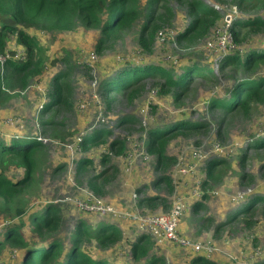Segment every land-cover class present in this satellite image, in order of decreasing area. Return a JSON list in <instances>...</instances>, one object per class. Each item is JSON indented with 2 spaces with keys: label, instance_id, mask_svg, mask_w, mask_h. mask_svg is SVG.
<instances>
[{
  "label": "rangeland",
  "instance_id": "obj_1",
  "mask_svg": "<svg viewBox=\"0 0 264 264\" xmlns=\"http://www.w3.org/2000/svg\"><path fill=\"white\" fill-rule=\"evenodd\" d=\"M146 1L141 0L143 3ZM206 1L216 7L222 16L218 25L226 15L236 19L264 16V0H250L243 7L233 0ZM170 3L176 15L170 26L162 29L164 37L157 35L152 52L144 51L138 44L136 25L125 30L102 53L94 48L97 32L93 29L78 27L73 31L40 33L37 39L45 45L46 69L43 75L32 79L25 89L7 90L8 95L1 96L0 136L1 139L34 135L42 138L45 151L40 159L33 190L27 196L32 208L29 210L42 207L43 201L59 204L64 214L61 228L63 233L72 229L79 219L85 220L92 227L94 221L111 220L98 213L79 210L67 200L68 197L81 196L82 189H91L89 180L92 176L106 170V175L110 178L103 187L104 193L95 192L101 197L102 203L119 208L129 205L132 210H141L143 213H168L175 206L184 203L185 210L180 215L179 222L181 232L194 239H211L223 251L240 256L239 263L229 260V256L223 252L214 255L212 259L224 264H255L264 260L262 206L258 204L255 209L244 212L232 222H228L227 217L245 206L253 195L264 196V148L249 145L264 138V103L255 104L249 115L237 113L227 116L222 127L218 126L216 121L221 117V111L216 109L214 113L210 112L209 102L225 96L230 80L222 78L220 74V53L207 46L208 41L213 38L215 28L193 45L179 47L173 40L174 30L183 24L187 25L188 16L176 0H171ZM13 43L14 40H11L10 49H21L14 48ZM248 45L264 48V34L249 37L242 44L241 50L245 51ZM92 53L96 56L94 60L91 58ZM179 60L181 64L195 61L199 65L210 67L214 75L219 77L212 81L196 77L192 89L179 101H175L172 95H160L158 90L154 92V89H158L156 85L159 79L148 77L143 81L142 91L134 98L129 99L119 94L115 102L105 105V98L100 92L101 84L124 67V64L162 66L177 74L181 71L180 66L175 67ZM67 67L71 71L69 81L73 107L62 109L53 117L56 125L43 126L40 121L47 120L48 115L42 116L41 108L48 101L53 77ZM262 75L264 63L258 71V76ZM94 79H97L96 84L93 83ZM82 104L86 106L82 107ZM100 113L104 120L99 118ZM127 116L132 119L122 125L117 124V119ZM8 117H21L23 120L8 125L4 122ZM180 119L201 122L206 126L171 140L167 154L174 158V163L165 170L156 168V156L147 149V131L155 126L173 124ZM97 128L112 132L107 144L95 146L91 139L86 144L87 150L84 147L82 149L80 143L83 138L93 134ZM62 136L66 137L65 142L62 141ZM112 138L125 140L123 153L110 150L108 143ZM69 143H73L71 148L67 147ZM245 152L247 159L241 163L240 156ZM198 153L203 155V159L191 171ZM106 154L108 160L103 162L102 157ZM86 157H91L93 164L83 171H77V162ZM211 158L221 161L215 169V174L218 175L215 180L206 175L207 162ZM163 173L170 178L171 189L166 183L154 185ZM21 175V171H16L13 176ZM204 192L211 198L206 202L209 209L195 215L190 210L191 205L195 199H201ZM148 195H160L166 201L154 206L140 205L139 200ZM202 214H208L211 221L201 219ZM120 222H124L126 228ZM223 222L224 227L217 230L216 227ZM129 224L131 223L128 221L117 220L113 225L123 227L125 236L129 235L135 240L142 233L136 226ZM124 244L116 247V256L123 258V263H128L132 260L131 252ZM95 246L96 244L92 246L94 253L95 250L100 251ZM122 252L128 254L123 256ZM155 253L164 255L166 264H185L194 256L169 242L159 247L153 241L150 255Z\"/></svg>",
  "mask_w": 264,
  "mask_h": 264
},
{
  "label": "trees",
  "instance_id": "obj_2",
  "mask_svg": "<svg viewBox=\"0 0 264 264\" xmlns=\"http://www.w3.org/2000/svg\"><path fill=\"white\" fill-rule=\"evenodd\" d=\"M170 1L147 0L143 3L141 0H0V55L9 50L13 51H10L12 56L4 63L0 61V100L2 95H8L7 90L25 89L32 79L43 75L47 57L45 45L37 39L40 33L73 31L78 27L93 29L97 32L94 48L102 53L125 30L136 25L138 44L144 51L152 52L157 35L166 26H170L176 15ZM176 1L186 10L189 21L187 25L183 24L174 30L173 40L179 47L193 45L205 38L222 20L220 12L206 0ZM233 1L241 7L250 2ZM231 30L237 47L233 51L221 53L219 57L220 74L222 78L230 80V83L225 96L209 102L210 112L214 113L216 109L221 111V117L216 121L219 127H222L227 116L237 113L249 115L255 104L264 103V75L258 76L260 66L264 63V48L248 45L245 51L241 50L242 44L249 37L264 34V16L232 18ZM11 40H14V48H22V57L14 56L15 50L10 49ZM128 65L129 63L124 64V67L102 82L100 92L105 98V105L115 102L119 94L129 99L134 98L142 91L143 81L148 77L158 78V93L172 95L175 101L182 99L192 89L196 77L201 76L210 81L219 77L214 75L212 68L199 65L195 61H186L183 64L180 60L177 61L175 67L180 66L181 70L177 74L162 66H142L135 63ZM70 72L67 67L53 77L48 101L41 108L42 116L48 115L47 120L40 121L43 126L56 125L53 117L62 109L73 107ZM130 119V116L121 117L117 119V124L122 125ZM204 126L206 125L201 122L180 119L173 124L155 126L147 131V149L156 156V168L165 170L174 163V158L167 154L171 140L187 135L191 130L199 131ZM111 135L109 129L97 128L93 134L83 138L81 148L87 150L86 144L91 139L95 146L106 145ZM1 137L0 264H166L164 255H150L153 241L145 233L136 235L137 238L132 240L129 235L125 236L123 230L107 221H94L92 227L81 219L72 229L63 233L61 228L64 214L59 204L43 201L42 207L29 210L27 196L33 190L45 145L29 137ZM61 139L66 141V137L62 136ZM254 142L249 145L264 148V138ZM124 143L125 140L112 138L108 145L111 151L121 154L125 149ZM102 159L106 162L108 154L103 155ZM246 159L247 152L240 156V162ZM77 163V171L80 172L93 164V161L91 157H86ZM207 163V178L217 179L215 169L221 161L211 158ZM16 171H21L22 175L14 177ZM109 178L106 170L94 174L89 180V186L94 192L103 194V187ZM162 183L172 188L171 180L165 173L154 185ZM205 183L206 181L203 182ZM253 196L245 206L228 215V222L255 209L258 204L264 210V196ZM210 199L204 192L201 199L194 200L191 212L197 215L208 210L206 202ZM164 201L166 199L163 196L148 195L141 198L139 204L154 206ZM201 219L211 221L208 214H202ZM224 225L223 222L216 229ZM91 243L92 246L96 244L95 248L100 251L95 250L94 253ZM119 244L127 245L131 252V262L123 263V258L116 256V247ZM122 253L123 256L128 254ZM190 264L224 263L203 254H195ZM255 264H264V260Z\"/></svg>",
  "mask_w": 264,
  "mask_h": 264
},
{
  "label": "built area",
  "instance_id": "obj_3",
  "mask_svg": "<svg viewBox=\"0 0 264 264\" xmlns=\"http://www.w3.org/2000/svg\"><path fill=\"white\" fill-rule=\"evenodd\" d=\"M231 23L232 17L230 15H226L224 21L220 25L215 27V29L213 30V38H211L207 43L209 49L217 51L220 54H224L237 47L232 34ZM159 35L163 36V31H160ZM22 53V50H17L14 56L21 57ZM11 56L12 54L10 53V51H7L6 54L0 55L1 63H4V61ZM95 57V54L92 53V60H94ZM93 83L96 84L97 79H94ZM156 91L157 89H154V92ZM85 106V104H82V107ZM99 118L104 120V117H102L101 113L99 114ZM18 120L21 121V117H8L5 122L9 125H12ZM23 126L25 127V124H23ZM36 139H38L39 141L42 140L41 137L37 136ZM79 140L80 138H78V141ZM74 143H77V141H75ZM72 144L73 143H69L67 147L71 148ZM196 159L197 160L193 163V167H191V171H193L197 167L198 163L201 162V160L203 159V155H201L200 153L196 154ZM196 194H198L197 191ZM67 200L71 201L79 210H84L89 213H98L102 216L130 222L137 227L139 232L149 235L156 243V246H161L162 244L169 242L177 247L191 250L192 252L197 254H203L209 258L214 256L215 254L223 252L227 254L234 263L240 262L239 255L237 256L223 251V249L217 247L211 241V239H194L180 231L179 220L180 215L185 210L184 203H180L179 206H175L168 213H143L139 210L134 211L126 207L119 208L114 205H108L106 203L104 204L101 201V197L91 189H82L81 196L74 198L68 197Z\"/></svg>",
  "mask_w": 264,
  "mask_h": 264
},
{
  "label": "crops",
  "instance_id": "obj_4",
  "mask_svg": "<svg viewBox=\"0 0 264 264\" xmlns=\"http://www.w3.org/2000/svg\"><path fill=\"white\" fill-rule=\"evenodd\" d=\"M131 205H133V203L131 204ZM134 206V205H133ZM136 206H137V204H136ZM126 208H128V209H131L130 207H129V205H127V206H125ZM106 221V220H105ZM118 221H123V220H118ZM108 222V221H107ZM109 223H116V221H112V220H110L109 221ZM121 223V226H124V228H126L125 227V223L124 222H120ZM124 223V224H123ZM129 225H132V224H129ZM123 228V227H122ZM122 228H120L121 230H122ZM183 233V232H182ZM185 234V233H184ZM187 235V234H186ZM190 237H192V236H190ZM193 238V237H192ZM173 245V244H172ZM178 249H183V250H185V251H187V252H191L192 254H194L195 255V253L194 252H192L191 250H187V249H184V248H181V247H178ZM190 261H191V259L188 261V262H186L185 264H190ZM217 261H219V260H217Z\"/></svg>",
  "mask_w": 264,
  "mask_h": 264
},
{
  "label": "clouds",
  "instance_id": "obj_5",
  "mask_svg": "<svg viewBox=\"0 0 264 264\" xmlns=\"http://www.w3.org/2000/svg\"><path fill=\"white\" fill-rule=\"evenodd\" d=\"M17 50H19V49H16V51L14 52V54L17 52ZM20 50H22V48L20 49ZM23 51V50H22ZM23 56V53L21 54V57ZM102 115V114H101ZM103 117V116H102ZM22 119V118H21ZM5 120H6V118H5ZM5 120H4V122H5ZM23 120V119H22ZM6 123V122H5ZM7 124V123H6ZM9 125V124H8ZM19 136V135H18ZM23 137H27V136H23ZM29 138H31V139H35L36 141H38V142H42V141H39L38 139H36V135H34V136H31V137H29ZM111 218V217H110ZM111 220L112 221H117V219H113V218H111ZM109 223V222H108ZM111 224H113V223H111ZM160 247V246H159ZM195 254H197V253H195ZM216 255V254H215ZM213 257V256H212ZM212 257H211V259H212ZM229 260H231L230 258H229ZM232 261V260H231ZM233 262V261H232Z\"/></svg>",
  "mask_w": 264,
  "mask_h": 264
}]
</instances>
